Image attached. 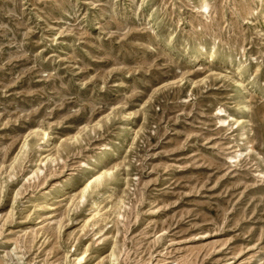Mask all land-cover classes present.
I'll return each mask as SVG.
<instances>
[{
	"label": "rangeland",
	"instance_id": "1",
	"mask_svg": "<svg viewBox=\"0 0 264 264\" xmlns=\"http://www.w3.org/2000/svg\"><path fill=\"white\" fill-rule=\"evenodd\" d=\"M0 264H264V0H0Z\"/></svg>",
	"mask_w": 264,
	"mask_h": 264
},
{
	"label": "bare ground",
	"instance_id": "2",
	"mask_svg": "<svg viewBox=\"0 0 264 264\" xmlns=\"http://www.w3.org/2000/svg\"><path fill=\"white\" fill-rule=\"evenodd\" d=\"M104 174H100V175H98V176H96V177H94L93 178V180H92V182H86L83 186H82V191H81V196H80V199L82 200L83 199V197H84V194L87 192V190L89 189V188H91V184L92 183H98L101 179H102V176H103ZM94 204V203H93ZM95 205V204H94ZM95 213H96V211H94ZM91 213V212H90ZM89 216H91L90 214H88ZM88 217V216H87ZM85 221V220H84ZM86 222V221H85ZM82 260V256H80V257H78V260H77V262H80Z\"/></svg>",
	"mask_w": 264,
	"mask_h": 264
}]
</instances>
